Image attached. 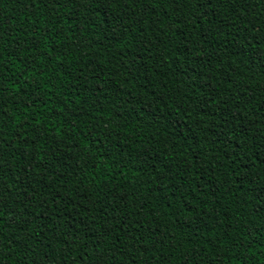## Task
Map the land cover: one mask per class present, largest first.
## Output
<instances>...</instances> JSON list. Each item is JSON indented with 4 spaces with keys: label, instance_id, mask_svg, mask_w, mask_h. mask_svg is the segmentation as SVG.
Returning <instances> with one entry per match:
<instances>
[{
    "label": "trees",
    "instance_id": "trees-1",
    "mask_svg": "<svg viewBox=\"0 0 264 264\" xmlns=\"http://www.w3.org/2000/svg\"><path fill=\"white\" fill-rule=\"evenodd\" d=\"M0 264H264V0H0Z\"/></svg>",
    "mask_w": 264,
    "mask_h": 264
}]
</instances>
